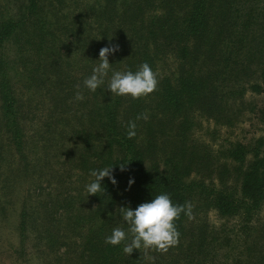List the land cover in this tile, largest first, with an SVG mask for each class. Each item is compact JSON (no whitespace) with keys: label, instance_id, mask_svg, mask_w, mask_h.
Returning <instances> with one entry per match:
<instances>
[{"label":"trees","instance_id":"16d2710c","mask_svg":"<svg viewBox=\"0 0 264 264\" xmlns=\"http://www.w3.org/2000/svg\"><path fill=\"white\" fill-rule=\"evenodd\" d=\"M109 38L119 45L112 67L147 62L155 91L133 99L83 88ZM262 83L264 0H0V229L17 241L11 255L24 264H264V137L217 150L193 138L202 121L241 123ZM111 165L117 185L105 177V192L87 196L90 170ZM45 170L66 174L65 188L47 182L44 192ZM161 192L193 206L191 219L175 221V246L128 255L124 242L105 243L123 224L119 207ZM212 210L218 228L206 220Z\"/></svg>","mask_w":264,"mask_h":264},{"label":"clouds","instance_id":"9594fccd","mask_svg":"<svg viewBox=\"0 0 264 264\" xmlns=\"http://www.w3.org/2000/svg\"><path fill=\"white\" fill-rule=\"evenodd\" d=\"M118 51L119 45L111 43L109 38V43L98 51V59H96L98 63L92 67L91 73L83 79V88L95 92L101 86L106 85L104 90H107L110 95H127L133 99L147 96L155 91L158 86V74L147 62L141 63L135 71L129 69L127 65L122 70L112 67L108 57ZM75 99L78 101L84 99L81 91L75 93ZM136 119L147 120L148 116L146 113H141L137 115ZM136 127L134 121L127 122L126 136L128 138L136 135ZM125 165H118L119 169L123 171ZM89 175L91 179L85 185L87 196L105 192V186L102 184L105 177L113 186L118 183L113 175V165L92 169ZM134 182L133 178H129L127 187L130 188ZM192 207L190 202L174 203L170 195L164 192L155 195L148 201L139 203L135 208L128 205L119 207L123 224L111 229L110 234L105 236V243L115 246L124 242L122 250L128 255L134 249L139 250L141 248H155L165 252L169 247L178 243L180 234L175 221L182 213L191 219Z\"/></svg>","mask_w":264,"mask_h":264},{"label":"rangeland","instance_id":"374dc122","mask_svg":"<svg viewBox=\"0 0 264 264\" xmlns=\"http://www.w3.org/2000/svg\"><path fill=\"white\" fill-rule=\"evenodd\" d=\"M247 97L253 102L255 109L252 113L248 114L241 123L236 124L232 128H225L223 126H216L212 122L202 121L201 126L193 133V138L197 141L209 144L213 150H217L219 147L225 146L228 142H238L245 146L253 139L264 137V122L260 115V111L264 107V83H262V88L258 92L249 93ZM45 173L44 181L46 183L41 184V188H45L44 192H50V187L47 186V182H49V185H52V187L57 186L56 188H58L61 186V188H65V186L62 187L64 180L66 182L69 180L64 179L66 174H62L61 176L59 173L47 170H45ZM26 180L32 182L29 178ZM60 183H62V185H60ZM34 188H29V185H22L23 190H28V195H30V191ZM206 220L214 228L220 227L224 221L213 210L207 213ZM7 227L8 225H3L2 229H0V232L3 233V237H0V264H24L23 258L14 257L10 253V248L16 247L17 241L13 234L9 233V227L8 229ZM64 250L65 248H62L61 252ZM30 264H47V262L44 257L38 256V258L32 259ZM62 264H64L63 260Z\"/></svg>","mask_w":264,"mask_h":264}]
</instances>
